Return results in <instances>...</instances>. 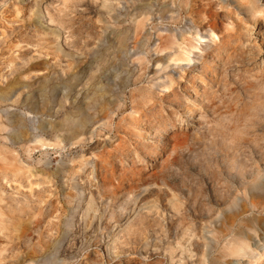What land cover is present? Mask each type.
Segmentation results:
<instances>
[{"label":"rangeland","instance_id":"1","mask_svg":"<svg viewBox=\"0 0 264 264\" xmlns=\"http://www.w3.org/2000/svg\"><path fill=\"white\" fill-rule=\"evenodd\" d=\"M0 264H264V0H0Z\"/></svg>","mask_w":264,"mask_h":264}]
</instances>
